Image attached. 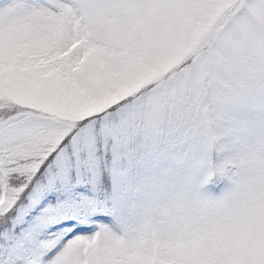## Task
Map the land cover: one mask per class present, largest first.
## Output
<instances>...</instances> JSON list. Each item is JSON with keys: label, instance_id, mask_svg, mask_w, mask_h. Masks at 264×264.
Wrapping results in <instances>:
<instances>
[{"label": "snow or ice", "instance_id": "obj_1", "mask_svg": "<svg viewBox=\"0 0 264 264\" xmlns=\"http://www.w3.org/2000/svg\"><path fill=\"white\" fill-rule=\"evenodd\" d=\"M216 8L0 0V264H264L259 232L214 251L240 218L264 227V0L208 76L183 53ZM240 184L254 192L220 228L210 209Z\"/></svg>", "mask_w": 264, "mask_h": 264}, {"label": "rangeland", "instance_id": "obj_2", "mask_svg": "<svg viewBox=\"0 0 264 264\" xmlns=\"http://www.w3.org/2000/svg\"><path fill=\"white\" fill-rule=\"evenodd\" d=\"M217 8L212 23L205 24L201 35L193 41V47L186 49L183 57L192 59L199 57L205 65V75L219 76L225 66L227 58L234 53H243L248 46V37L245 25L234 19L242 10L246 0H216ZM256 4L248 5V15L259 26L260 17L256 12ZM185 37V40H190ZM177 47H183L182 42ZM254 188L251 185L240 184L234 187L233 192L222 203L210 209L216 221L221 215L237 217L239 210L250 199ZM264 235V227H258L254 217L240 218V231L235 236H219L215 240L214 249L217 259L223 261L241 257L250 252L256 241L257 233Z\"/></svg>", "mask_w": 264, "mask_h": 264}, {"label": "clouds", "instance_id": "obj_3", "mask_svg": "<svg viewBox=\"0 0 264 264\" xmlns=\"http://www.w3.org/2000/svg\"><path fill=\"white\" fill-rule=\"evenodd\" d=\"M228 218L225 215H221L219 218L216 219L215 223L220 228H224L227 226Z\"/></svg>", "mask_w": 264, "mask_h": 264}]
</instances>
